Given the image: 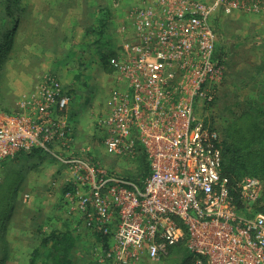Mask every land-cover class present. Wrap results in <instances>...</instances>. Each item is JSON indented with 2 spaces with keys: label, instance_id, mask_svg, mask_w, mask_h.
<instances>
[{
  "label": "built area",
  "instance_id": "built-area-1",
  "mask_svg": "<svg viewBox=\"0 0 264 264\" xmlns=\"http://www.w3.org/2000/svg\"><path fill=\"white\" fill-rule=\"evenodd\" d=\"M236 11L264 14V0H156L132 13V36L112 62L119 85L98 125L110 155H143L146 172L135 179L88 158L64 159L73 171L71 209L110 235L112 264H162L179 245L193 264H264V212L243 213L261 197L262 180L235 183L224 173L222 135L196 107L213 100L221 73L212 19ZM117 31L126 36L128 26ZM71 102L51 77L23 110L0 109V162L66 139Z\"/></svg>",
  "mask_w": 264,
  "mask_h": 264
},
{
  "label": "rangeland",
  "instance_id": "rangeland-1",
  "mask_svg": "<svg viewBox=\"0 0 264 264\" xmlns=\"http://www.w3.org/2000/svg\"><path fill=\"white\" fill-rule=\"evenodd\" d=\"M13 1L0 0V26L10 18L8 8L22 19L15 49L0 72V103L15 112L23 110L22 102L38 97L51 77L61 81L72 102L66 139L0 162V234L5 237L0 250L6 246L11 253L2 264H29L32 250L47 233L66 228L76 236L72 258L78 264H112L96 231L71 209L66 193L73 185V171L64 159L84 157L113 174L144 176L142 155H110L105 150L98 120L110 110L112 92L119 85L112 62L123 39L132 36V13L155 6L156 0H21L14 6ZM212 20L221 73L210 88L213 100L200 99L197 114L219 130L226 148L238 150L243 164L230 171L233 182L251 173L262 180L261 197L252 209L243 207L244 215L264 212V14L218 13ZM103 25L106 34L101 38ZM123 25L128 26L126 36L117 31ZM4 257L1 252L0 260ZM137 264L149 263L145 258ZM162 264L193 263L186 247L179 245Z\"/></svg>",
  "mask_w": 264,
  "mask_h": 264
},
{
  "label": "trees",
  "instance_id": "trees-1",
  "mask_svg": "<svg viewBox=\"0 0 264 264\" xmlns=\"http://www.w3.org/2000/svg\"><path fill=\"white\" fill-rule=\"evenodd\" d=\"M19 1L21 0H14L13 6L19 3ZM6 11L8 12V15L6 14L7 17L10 18L5 24L0 26V72L3 70V64L4 62H6L7 55L15 49L17 36L16 33L18 32L17 28L19 21L22 20L20 18V13H14L12 11V8H8ZM104 28L105 26L103 25L98 31V34L101 38H103L106 34V28ZM84 44L85 43H83V46ZM87 45L89 44L87 43ZM0 109L7 112H15L12 111V109H10V107L4 102L0 103ZM262 109L263 114L264 108ZM253 118L255 119V115H253ZM257 129L260 131V133L262 132V129H260V127H257ZM239 158L240 155L236 148L235 150L234 148H226L225 145V174L231 176L230 171H235L236 169H238L239 165L243 164L240 163ZM252 174H256L259 176L258 173H251V175ZM231 180L233 181V178H231ZM3 226L4 225L2 220L0 229H2ZM0 239L4 240L5 237L0 234ZM96 239L97 242L103 246V250L106 251L110 244V235H106L100 231H96ZM76 243L77 239L73 230L69 228L63 230L54 229L51 232L47 233L41 239L39 244L34 247L31 252L29 264H78L72 258V250L75 248ZM1 252L5 254V257L3 258V260H0V264H2L3 261L6 262L7 258H9V256L11 255L10 249H8V247L6 246L0 250V253ZM109 262H111V260Z\"/></svg>",
  "mask_w": 264,
  "mask_h": 264
},
{
  "label": "crops",
  "instance_id": "crops-1",
  "mask_svg": "<svg viewBox=\"0 0 264 264\" xmlns=\"http://www.w3.org/2000/svg\"><path fill=\"white\" fill-rule=\"evenodd\" d=\"M143 156V155H142ZM144 157V156H143ZM145 158V157H144Z\"/></svg>",
  "mask_w": 264,
  "mask_h": 264
}]
</instances>
